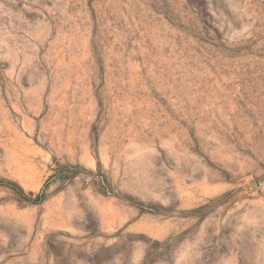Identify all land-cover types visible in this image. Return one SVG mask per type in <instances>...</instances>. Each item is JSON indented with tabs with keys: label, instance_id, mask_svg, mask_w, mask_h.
<instances>
[{
	"label": "rangeland",
	"instance_id": "374dc122",
	"mask_svg": "<svg viewBox=\"0 0 264 264\" xmlns=\"http://www.w3.org/2000/svg\"><path fill=\"white\" fill-rule=\"evenodd\" d=\"M0 264H264V0H0Z\"/></svg>",
	"mask_w": 264,
	"mask_h": 264
},
{
	"label": "trees",
	"instance_id": "16d2710c",
	"mask_svg": "<svg viewBox=\"0 0 264 264\" xmlns=\"http://www.w3.org/2000/svg\"><path fill=\"white\" fill-rule=\"evenodd\" d=\"M19 192H20V194L23 195V192L21 191V189H19ZM30 196L32 197L33 195L30 194ZM34 198H35V201H38V202H41V200H42V197L40 195H36Z\"/></svg>",
	"mask_w": 264,
	"mask_h": 264
}]
</instances>
